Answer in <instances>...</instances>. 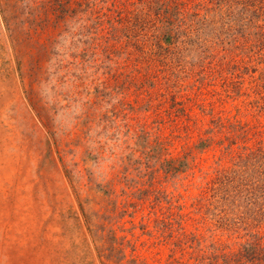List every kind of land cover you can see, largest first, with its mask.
I'll use <instances>...</instances> for the list:
<instances>
[{
	"label": "rangeland",
	"instance_id": "1",
	"mask_svg": "<svg viewBox=\"0 0 264 264\" xmlns=\"http://www.w3.org/2000/svg\"><path fill=\"white\" fill-rule=\"evenodd\" d=\"M237 1L89 0L43 52L1 7L52 0H0V264L264 247V0Z\"/></svg>",
	"mask_w": 264,
	"mask_h": 264
},
{
	"label": "trees",
	"instance_id": "2",
	"mask_svg": "<svg viewBox=\"0 0 264 264\" xmlns=\"http://www.w3.org/2000/svg\"><path fill=\"white\" fill-rule=\"evenodd\" d=\"M245 1L246 0H239L237 2L243 4ZM52 2L51 6H54L52 9L55 17L54 21H52L48 15H46L44 19L37 18L33 11L34 7H28L30 10L26 11L17 3L9 4V2H3L1 12L6 27L14 39L13 41L19 40L21 43H29L34 49L47 52L48 43L51 44L52 40L42 43L37 38L38 33L36 32L43 30L44 26H58V22L65 21L67 17L75 15L78 10H82L83 8L86 9V7L88 8L94 5L89 2V0H52ZM72 3L74 5H72ZM261 6L262 10L259 12V17L262 18L264 26V1ZM96 18L98 20L99 15H97ZM234 255V257L237 256V258L233 259V261L223 256L224 264H233V262L237 264H260L264 262V247L256 248L254 245L249 244L243 247L242 252H236Z\"/></svg>",
	"mask_w": 264,
	"mask_h": 264
}]
</instances>
